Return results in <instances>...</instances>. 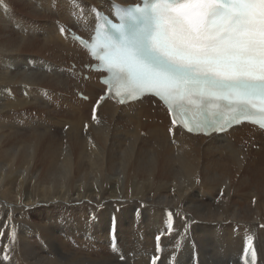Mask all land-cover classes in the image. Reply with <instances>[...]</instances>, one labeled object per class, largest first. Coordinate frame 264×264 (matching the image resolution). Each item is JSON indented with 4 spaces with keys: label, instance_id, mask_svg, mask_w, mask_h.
Segmentation results:
<instances>
[{
    "label": "bare ground",
    "instance_id": "1",
    "mask_svg": "<svg viewBox=\"0 0 264 264\" xmlns=\"http://www.w3.org/2000/svg\"><path fill=\"white\" fill-rule=\"evenodd\" d=\"M100 3L0 0V264H232L249 236L264 264V148L248 129L186 134L157 106L97 104L103 88L69 72L85 54L50 17L80 27Z\"/></svg>",
    "mask_w": 264,
    "mask_h": 264
},
{
    "label": "snow or ice",
    "instance_id": "2",
    "mask_svg": "<svg viewBox=\"0 0 264 264\" xmlns=\"http://www.w3.org/2000/svg\"><path fill=\"white\" fill-rule=\"evenodd\" d=\"M98 16L89 38L74 39L95 61L85 68L104 73L119 103L154 95L170 115L188 117L189 132L221 133L244 121L264 129V0H138L115 17ZM252 239L246 264H256Z\"/></svg>",
    "mask_w": 264,
    "mask_h": 264
}]
</instances>
